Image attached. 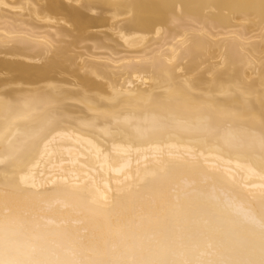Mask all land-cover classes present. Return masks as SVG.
<instances>
[{
	"label": "bare ground",
	"instance_id": "obj_1",
	"mask_svg": "<svg viewBox=\"0 0 264 264\" xmlns=\"http://www.w3.org/2000/svg\"><path fill=\"white\" fill-rule=\"evenodd\" d=\"M0 264H264V0H0Z\"/></svg>",
	"mask_w": 264,
	"mask_h": 264
}]
</instances>
